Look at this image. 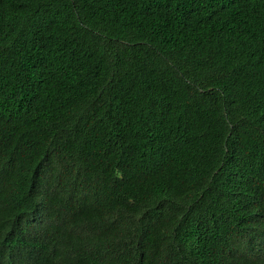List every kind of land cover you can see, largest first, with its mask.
Masks as SVG:
<instances>
[{
	"label": "trees",
	"instance_id": "1",
	"mask_svg": "<svg viewBox=\"0 0 264 264\" xmlns=\"http://www.w3.org/2000/svg\"><path fill=\"white\" fill-rule=\"evenodd\" d=\"M264 264V0H0V264Z\"/></svg>",
	"mask_w": 264,
	"mask_h": 264
},
{
	"label": "clouds",
	"instance_id": "2",
	"mask_svg": "<svg viewBox=\"0 0 264 264\" xmlns=\"http://www.w3.org/2000/svg\"><path fill=\"white\" fill-rule=\"evenodd\" d=\"M21 260L23 264H58L56 253L52 246L48 247L43 253L37 250L22 251Z\"/></svg>",
	"mask_w": 264,
	"mask_h": 264
}]
</instances>
